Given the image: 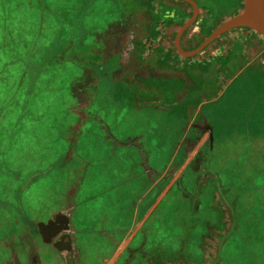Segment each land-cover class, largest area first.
Returning <instances> with one entry per match:
<instances>
[{
  "label": "rangeland",
  "instance_id": "374dc122",
  "mask_svg": "<svg viewBox=\"0 0 264 264\" xmlns=\"http://www.w3.org/2000/svg\"><path fill=\"white\" fill-rule=\"evenodd\" d=\"M195 1L202 9L184 33L183 42H191L184 46L185 51L197 47L228 15L214 8L213 0ZM133 2L137 0H0V45L7 50L2 56L0 49V110H4L0 111V264L8 256L5 245L11 231L32 228V218L51 238V229L64 223L51 216L60 209L62 213L69 209L75 238L74 248L71 246V251L62 255L68 264H264L262 257L254 258L261 253L249 244L239 252L232 242L237 234L224 202L220 205L223 228L210 227L200 244L197 241L202 224L186 215V202L198 201V212L211 204L204 192L197 194L208 175L199 158L204 150L195 154L206 140L204 134L190 140L193 134L188 132L186 101L191 103L202 95L204 100L215 99L213 105L219 103L216 108L221 113L211 117L206 106L201 113L217 131L215 163L221 166L220 154L232 153V142L222 132L231 128L230 120L234 132L236 128L241 133L239 124L245 123L239 85L218 96L215 85L220 79L213 72L214 65L208 64L210 69L205 70L206 66L195 64L190 71L186 65L197 56L184 57L175 51L176 32L193 12L183 0L172 1L189 14L171 30L169 47L168 41L156 43L148 53L158 67L168 70V83L151 80L150 85H158L160 92L147 88L137 93L129 83V71L126 79H115L112 70L120 62L115 55L120 47L103 29L118 14L123 17L132 9L137 11ZM154 2L164 5L163 0ZM240 4L243 6L244 0ZM165 5L168 12V0ZM160 17L159 31L168 34V14ZM244 28L247 36L232 40L231 49L250 58L247 61L253 66L264 65V37L252 28ZM233 30L240 29L231 27L222 33L228 35ZM102 34L105 36L98 37ZM252 36L260 42L251 41ZM97 37L109 43L103 60L97 59L95 46L94 56L88 51V45ZM153 44L149 41L146 50ZM6 60L13 63L1 70ZM86 66L99 71L103 66L108 72L89 76L91 96L87 102L83 91L72 90L83 86L77 82L84 81ZM180 72L188 74L198 88L186 97L182 91L187 83ZM23 91L26 100L20 101ZM252 94L253 115L263 114V93ZM250 122L249 130L256 123ZM202 126L205 124H198L199 129ZM216 144L210 145L208 153L217 152ZM235 195L234 188L226 200H234ZM250 198L246 194L240 196V201L247 204ZM217 199L216 193L211 205ZM237 205L241 206L239 202ZM51 218L59 224L51 226L47 220ZM261 223L264 225V216ZM37 237L41 239L42 235ZM253 238L264 242V228L247 235L250 241ZM42 245V254L53 253ZM259 248L264 249V245ZM59 254L57 251L58 260Z\"/></svg>",
  "mask_w": 264,
  "mask_h": 264
},
{
  "label": "crops",
  "instance_id": "0c3cea01",
  "mask_svg": "<svg viewBox=\"0 0 264 264\" xmlns=\"http://www.w3.org/2000/svg\"><path fill=\"white\" fill-rule=\"evenodd\" d=\"M131 1V0H127ZM167 1V0H166ZM165 1V2H166ZM173 0H168V12L166 10L167 6L165 5V2L163 0L162 6H158L157 2H154V0H137L136 2H133V6L136 7L137 11L132 9L130 12H128L127 15L121 16V14H118L116 18L111 21L104 29L103 32L108 33V37L111 40H115V44H119L120 49H117V52L115 53L116 58L120 60L114 68V78L115 79H126L125 73L127 71L130 72L132 75L130 85L131 88L137 93L140 91H144L145 89L150 90H156L161 91L159 89L158 85L151 86L150 81L155 79H162L167 81L169 80L168 77V70L162 69L160 66H157V61H153L150 54H148L150 51H152L156 43H163L168 41V47H169V35L171 33V30L177 23L182 21L187 14V9H185L181 4H178L177 2H172ZM176 1V0H174ZM143 5L144 9L138 10ZM199 10L202 9L201 5L197 3ZM178 6V9H177ZM240 6V9H239ZM238 6L239 11L232 10L230 12H227V17L222 20L218 24V26L224 24L226 21L230 20L231 18L242 14L243 13V6L240 4ZM207 8V7H204ZM164 10V12H163ZM141 11V12H140ZM236 11V12H235ZM235 12V13H233ZM232 13V14H231ZM168 14V34L167 31H165L163 34L159 31V21L163 20L162 17L159 18V15L164 17V15ZM199 19V18H198ZM167 20V19H166ZM181 26V25H180ZM179 26V28H180ZM166 28V29H167ZM178 28V29H179ZM231 27H227L226 29H230ZM234 27H232L233 29ZM237 28V27H236ZM188 29V28H187ZM186 29V30H187ZM224 30V32L226 31ZM239 31L233 30L231 34L225 35V33H220L214 40H212L209 44H207L200 52L195 54L194 56H197L194 61H189L190 64L187 63L186 67H190V71L194 69L195 64H201L205 67V70H209L208 64H213L214 68L213 72L218 76L220 79V83H217L215 85L216 88L219 89L218 96L225 93L227 89L230 87H237L239 85V90L242 88L244 90L252 91L253 88L257 91L263 90L264 91V65H255L251 64V62L247 61V58H244L242 53H236V51H233L231 49V43L232 40H237L242 36H247V32L243 26L239 27ZM162 30V29H160ZM185 30V31H186ZM183 32L181 39H180V46L183 50L186 45H191V42H183ZM177 33V32H176ZM99 34V33H97ZM101 36H105L104 34L98 35V37L101 38ZM96 38L93 40V42L88 45V51H90L93 55V47L95 46V55L97 59L104 58L105 55V48L108 46V42L101 41L99 38ZM254 36L250 37L251 41H258L260 42L259 38ZM249 39V38H248ZM153 40L154 44L151 49L146 50V44L149 43V41ZM175 40V39H174ZM230 42V45H227V43ZM198 43V42H197ZM124 44V47H121V45ZM145 44V46H144ZM199 44V43H198ZM175 46V45H174ZM187 47V46H186ZM234 48V46H233ZM171 49V46H170ZM175 51L176 48L174 47ZM189 51V50H187ZM168 52L170 53V56H173L172 50L168 49ZM107 53V52H106ZM179 53V52H178ZM180 54V53H179ZM212 54L211 58L209 59V55ZM181 55V54H180ZM240 55V56H238ZM251 55V54H250ZM254 55V54H253ZM258 55V54H256ZM94 56V55H93ZM101 56V57H100ZM205 56L208 58L205 59ZM193 57V56H192ZM255 57V56H254ZM243 59V61L241 60ZM96 59V60H97ZM246 59V60H245ZM250 59V58H248ZM99 63V61H98ZM101 63H104V61H101ZM218 64V66H217ZM95 65V64H94ZM160 65V64H159ZM196 67V66H195ZM160 71V72H159ZM156 72V75L154 74ZM158 72V73H157ZM104 76L105 74H108L105 69H103V66L100 67V71L96 68L95 70L93 67H85L84 69V81H80L77 83H83V86H75L72 88V90L76 93L79 91H83L84 94L82 97L87 102L91 96L90 90L88 89L91 85V80L89 76L98 75ZM130 74H127L128 77H130ZM180 75L185 78V83H187V89L184 88L185 97L188 96L189 92L197 91L198 88L195 87V83L191 82L189 80L188 74H183L180 72ZM148 82L149 85L146 84ZM127 83V85H129ZM197 85V84H196ZM259 85V86H256ZM150 86V88H149ZM198 86V85H197ZM256 86V87H255ZM174 91V90H173ZM261 91V92H263ZM165 92H168V88L165 89ZM172 92V91H171ZM90 93V94H89ZM234 95V94H233ZM262 94L261 96H263ZM81 97V98H82ZM188 98V97H187ZM203 96L197 95L195 98L192 99L191 103H187L185 107L187 108V122L188 123V132L192 131L193 136L190 140L202 137L204 134V143L199 146L198 151L196 152L195 156L198 154V152H201V150H206L208 147L210 148V145L212 143L216 142V135L217 131L211 127V124L208 123V121H205L202 115V108L206 106V110L210 114L211 117L213 115H217L222 112L220 108H216L218 104L213 105L212 102L214 100H204L202 99ZM188 100V99H187ZM233 99H230L232 101ZM222 101H226L222 100ZM221 101V102H222ZM228 101V100H227ZM81 104V102H79ZM229 103V102H228ZM85 104V103H84ZM179 104V102H178ZM247 110V107L246 109ZM247 112V111H246ZM231 122V120H230ZM205 124V127L202 126V128H198V124ZM231 127V128H230ZM229 135L230 138L235 139L234 130L232 128V125L230 124ZM185 136H187V132L185 133ZM184 136V138H185ZM183 144V143H182ZM179 145V146H182ZM194 156V157H195ZM186 158V151L182 155V159L185 160ZM188 169V166L185 168ZM201 169V168H198ZM205 170V169H204ZM56 212V213H55ZM52 213L51 216H56L58 220H64V223H62V226H58V221H53L51 219H47L51 221V226L57 225L56 228L51 229V238H48L45 236V233L42 227L35 225V219L33 220L30 218L32 223V228L25 230L23 228L17 229L16 232L11 231L8 236V243L5 245V247L8 249V256L6 259H4L2 264H57L60 260L63 261V264H68L66 261V256H62L65 252L64 251H71L72 247L74 248V244L72 241H75L74 233L72 228L70 227V214L69 209L67 212L62 213L61 209L56 210ZM63 214V215H62ZM44 220V219H40ZM40 222H38L39 224ZM223 223V222H222ZM223 228L219 227V229ZM49 233V232H47ZM41 239H38L37 236H41ZM72 236V238H71ZM53 237V238H52ZM55 237V238H54ZM59 239L61 240V243H58ZM65 241V242H64ZM1 243V241H0ZM63 243V244H62ZM72 243V245H71ZM42 244H45L46 247H49V249L53 252L50 255L42 254L40 249ZM239 248V252L243 251V249L248 248V245L246 243L236 244ZM264 251V249H261ZM59 251L60 260H58L56 257V253ZM246 253V252H244ZM256 255V254H254ZM257 256V257H256ZM254 258H260L262 257L264 259V254L256 255ZM15 257V261H14ZM65 260V261H64ZM34 261V262H33ZM32 262V263H31Z\"/></svg>",
  "mask_w": 264,
  "mask_h": 264
},
{
  "label": "trees",
  "instance_id": "16d2710c",
  "mask_svg": "<svg viewBox=\"0 0 264 264\" xmlns=\"http://www.w3.org/2000/svg\"><path fill=\"white\" fill-rule=\"evenodd\" d=\"M213 1L215 4L214 8H220V11L225 12L234 10L241 3V0ZM211 3L212 2H210V4ZM5 48L3 44L0 45V49L3 51L2 56H5L7 51ZM12 63V61H4L1 70H4ZM1 77L4 79L2 82H5V77L3 75H1ZM260 91L254 88L252 91L244 90L243 88L240 90L239 95L243 96L240 101L244 107V118L246 117L244 119L245 123L239 124L241 125V133H239V130L236 131L235 128V139L230 138L228 130L222 132L223 135L228 134L229 142H232V148H230L232 153L220 154L218 162L221 163V166H217L215 163L218 157L217 140V152L208 153L211 151L208 147L199 155L200 163L204 165L205 172L208 176L207 183L204 184L203 190L198 189L197 194L204 192L206 196L211 198V204L213 199L215 200L216 193L218 195L216 204L211 205L209 203L200 212H198L200 209L198 201L191 200L186 202V215L194 217L202 224V232L198 234L197 243L199 244L203 241V236L208 233L210 227H216L218 229L222 227L223 212L220 205L224 202L230 212L231 227H234V229H232L237 234L232 242L234 244H239V242L246 243L247 245L249 244L251 248L264 254V251L259 248L263 247V241H256L254 238L251 241L247 239V235L253 236L254 230L260 232V230L264 228V225L261 223V218L264 216V113L253 115L254 95L252 94L254 92L255 94H259ZM262 93L264 94V91ZM25 95H27V93L24 91L20 93L19 100L22 101V98L26 100ZM246 107L247 110H245ZM0 111L4 110L2 109ZM21 112L22 110L20 113ZM249 119L251 120V125L256 122L251 130H249V123H247ZM230 124L232 125V121ZM232 164L235 166H232ZM233 167L234 169H232ZM250 182H252V185L245 189ZM234 188L236 192L235 199L226 200V197H229L230 193H233ZM246 194L250 195L251 198L249 203L244 204L243 201H240V196H245ZM220 200H222L221 203H219ZM236 200H238L237 202H239L241 206H238L236 202V207H233V202ZM232 210L234 216H232ZM260 238L261 237H259V239Z\"/></svg>",
  "mask_w": 264,
  "mask_h": 264
},
{
  "label": "water",
  "instance_id": "95a60500",
  "mask_svg": "<svg viewBox=\"0 0 264 264\" xmlns=\"http://www.w3.org/2000/svg\"><path fill=\"white\" fill-rule=\"evenodd\" d=\"M183 1L189 3L193 7L191 16L180 26L174 40L176 50L184 57H191L200 52L227 27H249L264 37V0H244L242 14H239L218 26L194 49L185 51L180 46V39L183 32L196 20L199 13V7L195 0ZM39 226L42 227V224H39Z\"/></svg>",
  "mask_w": 264,
  "mask_h": 264
}]
</instances>
